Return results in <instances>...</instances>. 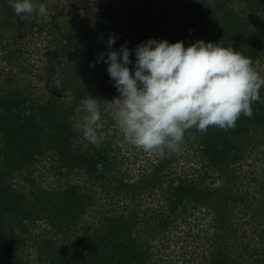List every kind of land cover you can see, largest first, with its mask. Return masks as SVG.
<instances>
[{
	"label": "trees",
	"instance_id": "trees-1",
	"mask_svg": "<svg viewBox=\"0 0 264 264\" xmlns=\"http://www.w3.org/2000/svg\"><path fill=\"white\" fill-rule=\"evenodd\" d=\"M32 3L46 15L0 0V264H170L162 238L207 213L200 264H264V161H250L264 155V103L234 129L190 130L181 154L162 159L125 140L104 104L119 92L97 63L110 36L115 50L127 42L133 75L138 45L202 40L264 79V0ZM88 96L102 101L99 148L84 138Z\"/></svg>",
	"mask_w": 264,
	"mask_h": 264
},
{
	"label": "clouds",
	"instance_id": "clouds-1",
	"mask_svg": "<svg viewBox=\"0 0 264 264\" xmlns=\"http://www.w3.org/2000/svg\"><path fill=\"white\" fill-rule=\"evenodd\" d=\"M9 6L17 16L46 15V6L34 5L32 0H9ZM115 43L110 36L109 51L97 57V63L108 65L119 92L104 104L115 113L127 142L162 159L181 154L186 133L195 139L190 130L206 134L210 127L234 129L241 114L252 118L253 102L264 103L260 97L264 79L253 69L252 60L233 48L202 40L185 48L183 41L169 44L150 39L135 49L133 75L127 42L119 50L113 49ZM59 84L54 80L51 86ZM100 102L90 96L81 101L87 113L84 138L97 148Z\"/></svg>",
	"mask_w": 264,
	"mask_h": 264
},
{
	"label": "rangeland",
	"instance_id": "rangeland-1",
	"mask_svg": "<svg viewBox=\"0 0 264 264\" xmlns=\"http://www.w3.org/2000/svg\"><path fill=\"white\" fill-rule=\"evenodd\" d=\"M258 155H259V151L254 152L253 156L250 158V161H253V159H255V157H257V159L259 160L257 162V164L262 163L264 161V155L261 156V159H259ZM257 164H255V165H257ZM250 211H252V210H250ZM252 212H250L249 217L253 216ZM207 216H209L208 213L205 216L202 214H197V215H195L189 219L191 221V224L186 223L182 226L185 229L182 233L180 230H177L174 228L175 232L171 233L170 236H168V237L162 238V240L164 242L169 241V243L171 244V246L169 247L170 249H168L167 252H169L170 250H175L174 253L172 254L170 264H173V263H176V264H200V263H204V259L202 256H203V253L204 254L206 253V251H204V250H206L205 249L206 248V246H205L206 241L203 240L204 241L203 242L201 240V237L196 238V236H194V235H196V234L198 235L199 232H200L199 235L203 234L202 231H200L199 229L204 226L203 224L206 225V223H209L210 219L207 218ZM196 222L200 223L199 227L195 226ZM242 227H243V225L240 226V229ZM172 239H174V241L178 240L179 244L175 245L174 241ZM164 242L161 244V246L164 244H167V245L169 244L168 242L167 243H164ZM242 245H243V243H242ZM244 245H245V243H244ZM186 248H187L188 253L185 252V255H183L182 251ZM251 248L252 249L255 248L254 242L252 243ZM187 259H189V261H190L189 263L186 262ZM164 264H168V263L165 262ZM245 264H247V263L245 262Z\"/></svg>",
	"mask_w": 264,
	"mask_h": 264
}]
</instances>
